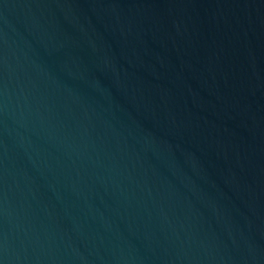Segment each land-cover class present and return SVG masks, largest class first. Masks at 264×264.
<instances>
[{
  "label": "water",
  "instance_id": "1",
  "mask_svg": "<svg viewBox=\"0 0 264 264\" xmlns=\"http://www.w3.org/2000/svg\"><path fill=\"white\" fill-rule=\"evenodd\" d=\"M0 264H264V0H0Z\"/></svg>",
  "mask_w": 264,
  "mask_h": 264
}]
</instances>
